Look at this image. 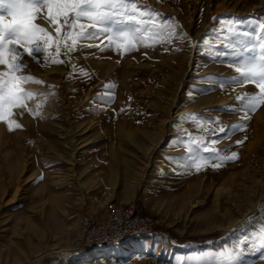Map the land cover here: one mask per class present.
I'll list each match as a JSON object with an SVG mask.
<instances>
[{"label":"rangeland","instance_id":"obj_1","mask_svg":"<svg viewBox=\"0 0 264 264\" xmlns=\"http://www.w3.org/2000/svg\"><path fill=\"white\" fill-rule=\"evenodd\" d=\"M137 2L187 38L154 46L143 38L126 54L109 49L107 36L71 53V40L61 39L57 57L62 34L38 18L53 38L39 41V60L24 55L27 68L15 73L0 66L4 79L42 81H18L34 95L5 106L0 119V264H264L256 235L264 225V104L245 118L238 98L259 90L233 83L236 65L219 55L232 30L264 21V0ZM205 148L236 158L214 167ZM133 199L157 219L154 232L75 255L64 249L80 234L84 207L97 213Z\"/></svg>","mask_w":264,"mask_h":264},{"label":"snow or ice","instance_id":"obj_2","mask_svg":"<svg viewBox=\"0 0 264 264\" xmlns=\"http://www.w3.org/2000/svg\"><path fill=\"white\" fill-rule=\"evenodd\" d=\"M158 15L146 7L141 8L137 0H0V66L7 65L10 71L15 73L27 68L23 62L24 55L39 60L38 54L45 51L39 41L48 43L53 38L45 27L35 23L38 18L48 19L55 26L56 32L62 34L56 37L57 57L61 54V39L71 40V44L64 45L65 52L71 53L79 46H93L91 43L78 42L99 40L107 36L109 49L126 54L137 50L134 41H141L143 38L152 41V44L145 46L168 43L171 38H187L186 34L176 36L175 28L178 25L171 21L157 20ZM227 41L224 44L225 51L219 55L231 57V62L236 65L239 75L234 77L232 82H252L259 90V95L246 93L238 98L244 103L245 118H248V112H253L264 104V21L258 22L247 31L232 30ZM63 62L55 57L50 60L52 64ZM5 75L8 73L0 72V119H3L5 106L16 104L22 97L31 98L34 95L24 90L18 81L42 83L26 74L9 75L8 79L3 78ZM39 107L40 105H37V108ZM36 114L33 112V115ZM16 127L21 126L17 124ZM233 130H238V126H233ZM219 132L226 133L227 129L220 127ZM195 143L199 147L200 142ZM237 143L242 144L243 141ZM204 150L215 153L213 158L218 162L214 167L221 166L225 160L236 158L235 153L223 157L214 148ZM188 152H192L191 147ZM199 159L192 165L197 171L201 170ZM256 235L264 241V225ZM195 264L212 262L200 260Z\"/></svg>","mask_w":264,"mask_h":264},{"label":"built area","instance_id":"obj_3","mask_svg":"<svg viewBox=\"0 0 264 264\" xmlns=\"http://www.w3.org/2000/svg\"><path fill=\"white\" fill-rule=\"evenodd\" d=\"M157 223L152 215L141 212L137 199L124 203L108 201L98 216L87 206L80 215L79 236L69 240L64 249L75 255L91 247L115 245L154 232Z\"/></svg>","mask_w":264,"mask_h":264},{"label":"bare ground","instance_id":"obj_4","mask_svg":"<svg viewBox=\"0 0 264 264\" xmlns=\"http://www.w3.org/2000/svg\"><path fill=\"white\" fill-rule=\"evenodd\" d=\"M139 5H142V6H143V3H140ZM102 209H103V207H102ZM102 209H101L99 212H97V213L94 212V214L97 215V216L100 215V214H102ZM68 228H69V227H68ZM70 229H71V228H70ZM110 249H111V248H110ZM108 250H109V249H108ZM111 250H112V249H111ZM111 250H109L108 252H107V250H106V253L111 254ZM113 253H114V252H113ZM96 256H98V254H96L95 252H91V253H90V256H89V259H90V258H93V257H96ZM130 257H131V256H130Z\"/></svg>","mask_w":264,"mask_h":264},{"label":"trees","instance_id":"obj_5","mask_svg":"<svg viewBox=\"0 0 264 264\" xmlns=\"http://www.w3.org/2000/svg\"><path fill=\"white\" fill-rule=\"evenodd\" d=\"M198 238H200V239H201V238H203V237H198Z\"/></svg>","mask_w":264,"mask_h":264}]
</instances>
